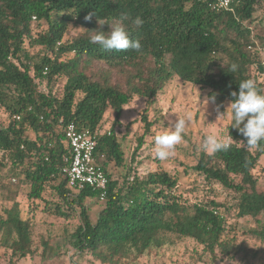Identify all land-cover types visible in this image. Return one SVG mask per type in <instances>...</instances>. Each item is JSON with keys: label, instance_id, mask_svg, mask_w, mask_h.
<instances>
[{"label": "trees", "instance_id": "obj_1", "mask_svg": "<svg viewBox=\"0 0 264 264\" xmlns=\"http://www.w3.org/2000/svg\"><path fill=\"white\" fill-rule=\"evenodd\" d=\"M263 2L240 0L233 10H215L198 0H0V108L9 116L6 125L0 124V187H5L3 172L11 179L23 176L30 185L29 200H37L48 183H56L69 209H80L81 222L65 242L99 264H135L185 239L213 258L217 250L237 256L245 245L235 235L229 237L235 230L229 218L264 213V191L258 187L259 177L264 176V141L248 148L228 119L230 149L215 154L201 151L185 168L208 185L214 197L206 201H186L179 193L178 171L162 165L145 177L136 173L130 179V175L154 124L149 110L174 75L207 91V98L215 96V102L209 103L215 109L219 106L218 114L226 111L222 116H228L231 93H238L241 81L256 80L264 93V60L254 44V37L264 43V35L254 33L252 27ZM90 13L95 15L86 21ZM125 14L131 19H122ZM136 16L143 19L142 26L132 23ZM117 24L140 41L142 52L108 51L90 43L92 35L101 30L108 35L110 26ZM70 25L83 31L66 39ZM36 47L41 53L34 55L31 50ZM232 63L238 65L235 73L228 68ZM61 79L65 81L59 88ZM135 95L146 103L140 118L144 132L132 164L127 165L116 127ZM109 109L114 119L106 130ZM67 123L96 135L95 157L109 179L103 200L100 191L90 186L76 191L68 184L63 167L71 149L62 127ZM112 163L127 166L123 183L110 171ZM215 184L233 194L235 201H220ZM90 198L103 201L96 220L85 205ZM55 207L58 216L72 214L58 203ZM0 245L21 257L35 253L33 221L23 217L18 201L0 216Z\"/></svg>", "mask_w": 264, "mask_h": 264}, {"label": "rangeland", "instance_id": "obj_2", "mask_svg": "<svg viewBox=\"0 0 264 264\" xmlns=\"http://www.w3.org/2000/svg\"><path fill=\"white\" fill-rule=\"evenodd\" d=\"M261 4L254 15L252 27L254 33L264 35V2ZM81 31H83L82 27L70 25L66 39ZM254 44L259 51V57L264 60V43L254 37ZM31 52L36 55L41 53V48H33ZM261 79L264 81V72L261 74ZM64 81L61 79L59 88L63 87ZM43 88L42 85L40 89ZM207 100V91L192 83H184L177 75H174L164 90L158 94L155 104L149 110V117L154 124L150 134L145 138L136 162L132 164V153L137 145L138 137L144 132L140 118L146 106L144 98L137 95L133 97L130 104L124 107L121 125L116 127L117 135L125 151L127 165H133L130 179L136 173L145 177L150 170L162 165L172 172L178 171L181 178L179 193L189 203L206 201L214 197L212 193H209L208 185L192 169L189 168L188 173L185 172V168L195 163L197 155L204 151L201 145L205 135L215 133L227 137L228 116L218 117L216 109ZM189 112L192 114V123L184 135L183 142L176 147L175 154L164 161L157 159L153 151L155 136L164 131L168 122L174 120L176 115L182 117ZM113 119L114 112L109 109L106 112L104 129L110 130ZM8 122V113L0 108V124L6 125ZM129 122L134 123L127 129L126 124ZM261 160L264 162V158ZM109 169L113 176L123 183L124 175L128 171L127 166L117 167L112 163ZM22 177L14 176L11 179L3 172L2 183L5 187H0V216H5L7 209L14 201L20 203L23 217H29L33 221L35 253L21 257L19 253L13 252L7 246L0 245V264H99L98 260L79 254L65 242L67 235L72 233L81 222L79 207L74 206L69 209L68 205L60 199L55 189L56 183L51 182L46 185L42 199L29 200L30 185ZM258 185L259 191H264V176L259 177ZM214 188L218 191L220 201H225L227 204L235 201L233 194L228 190L216 184ZM47 201L49 204L46 203ZM57 203L61 205V210H70L72 214L69 218L58 216L55 211ZM85 205L91 219L96 220L103 207V201L90 198L86 200ZM229 222L235 227L229 237L235 235L238 243L245 245L244 250L235 257L217 250L216 258H213L214 256L210 253L203 252L202 246L190 239H185L157 253L145 255L135 264H264V213L257 217L245 216L239 219L230 217ZM253 231L261 232L262 236L254 234ZM255 252L257 256L253 258Z\"/></svg>", "mask_w": 264, "mask_h": 264}, {"label": "clouds", "instance_id": "obj_3", "mask_svg": "<svg viewBox=\"0 0 264 264\" xmlns=\"http://www.w3.org/2000/svg\"><path fill=\"white\" fill-rule=\"evenodd\" d=\"M94 13L85 16L86 21H91ZM122 19H131L125 14ZM100 26L105 23L98 21ZM136 26H142L144 21L140 16L132 19ZM111 31L105 35L101 30L90 37V43L99 44L108 51H127L129 49L140 53L142 44L139 40L130 38L129 33L122 24L110 26ZM229 71L235 73L238 69L236 63L228 66ZM233 99L227 107V115L231 121V128L236 129L245 139L243 143L248 148H257L261 141H264V93L258 87L256 80L249 78L239 84L238 93H231ZM208 101L215 102V96L208 98ZM219 113V106H217ZM226 112V111H225ZM225 112L218 115H224ZM192 123V114L186 113L185 116H175L174 120L168 122L166 129L155 136L154 148L155 157L161 161L167 160L175 154L176 147L184 140V135ZM232 136L224 137L218 134H207L202 141V149L209 154L217 152H227L232 146Z\"/></svg>", "mask_w": 264, "mask_h": 264}, {"label": "built area", "instance_id": "obj_4", "mask_svg": "<svg viewBox=\"0 0 264 264\" xmlns=\"http://www.w3.org/2000/svg\"><path fill=\"white\" fill-rule=\"evenodd\" d=\"M198 1L208 3L215 10H233L240 0ZM46 72L47 68L44 73ZM16 118L20 119V116H16ZM62 127L71 149L70 156L65 157L67 165L63 167L69 186L76 191L90 186L100 191V197L103 200L107 193L109 179L95 157L96 135L87 129H79L75 123H67Z\"/></svg>", "mask_w": 264, "mask_h": 264}]
</instances>
